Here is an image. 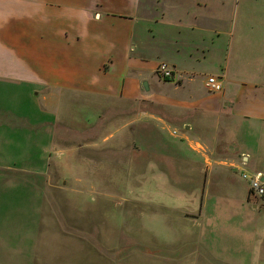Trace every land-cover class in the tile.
I'll list each match as a JSON object with an SVG mask.
<instances>
[{
	"label": "rangeland",
	"instance_id": "374dc122",
	"mask_svg": "<svg viewBox=\"0 0 264 264\" xmlns=\"http://www.w3.org/2000/svg\"><path fill=\"white\" fill-rule=\"evenodd\" d=\"M141 1L168 15L138 44L146 59L194 71L166 80L157 65L129 98L0 77V264H264V199L231 168L242 155L219 163L226 98L206 86L228 57L264 56V0H230L217 21L194 3L181 30L174 0Z\"/></svg>",
	"mask_w": 264,
	"mask_h": 264
},
{
	"label": "crops",
	"instance_id": "0c3cea01",
	"mask_svg": "<svg viewBox=\"0 0 264 264\" xmlns=\"http://www.w3.org/2000/svg\"><path fill=\"white\" fill-rule=\"evenodd\" d=\"M200 1H172L169 22L180 30L196 27L202 11L194 3L210 10L215 21L230 12V0ZM141 4V0H0V77L32 90L49 86L61 92L134 96L136 80L149 77L161 62L156 55L146 59V48L138 44H144L149 35L156 39L159 25L168 19V15L150 13L144 17L147 11ZM151 24L153 34L147 29ZM217 31L218 37L221 32ZM169 61L177 72L195 70L190 62L181 65L175 57ZM246 61L232 69L228 57L211 72L220 74L226 84L215 92L226 98L227 110L220 124L221 132L227 134L228 154L219 163L242 155V164L233 162L231 168L264 176V56Z\"/></svg>",
	"mask_w": 264,
	"mask_h": 264
},
{
	"label": "built area",
	"instance_id": "2783aa9c",
	"mask_svg": "<svg viewBox=\"0 0 264 264\" xmlns=\"http://www.w3.org/2000/svg\"><path fill=\"white\" fill-rule=\"evenodd\" d=\"M157 70L166 80L175 79L178 75L177 70L167 62H160ZM206 86L212 92H220L223 90L222 81L213 75L206 79ZM242 177L248 182L251 192L264 199V181L261 180V174L246 171L242 173Z\"/></svg>",
	"mask_w": 264,
	"mask_h": 264
},
{
	"label": "water",
	"instance_id": "95a60500",
	"mask_svg": "<svg viewBox=\"0 0 264 264\" xmlns=\"http://www.w3.org/2000/svg\"><path fill=\"white\" fill-rule=\"evenodd\" d=\"M143 86H144L145 90H149L148 82L145 81L143 83ZM261 180L264 181V176H262Z\"/></svg>",
	"mask_w": 264,
	"mask_h": 264
}]
</instances>
